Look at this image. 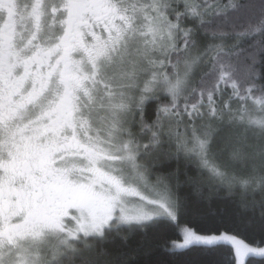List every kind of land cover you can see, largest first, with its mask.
Here are the masks:
<instances>
[{
    "label": "snow or ice",
    "instance_id": "6c2138e0",
    "mask_svg": "<svg viewBox=\"0 0 264 264\" xmlns=\"http://www.w3.org/2000/svg\"><path fill=\"white\" fill-rule=\"evenodd\" d=\"M258 81L264 0H0V264H121L110 238L184 208L155 171L173 144L210 182L264 192ZM255 91V113L232 109ZM165 247L264 258L220 227Z\"/></svg>",
    "mask_w": 264,
    "mask_h": 264
},
{
    "label": "trees",
    "instance_id": "16d2710c",
    "mask_svg": "<svg viewBox=\"0 0 264 264\" xmlns=\"http://www.w3.org/2000/svg\"><path fill=\"white\" fill-rule=\"evenodd\" d=\"M231 95V88H225L218 102L219 99L229 101ZM257 96L259 92L255 91L249 99L253 100ZM248 102L249 100L245 105ZM230 103L233 110L244 105L236 97H232ZM243 107L254 112L249 107ZM166 151L170 152L171 156L157 160L155 171L165 175L177 174L172 180L173 191L184 203L178 219L170 223L160 220L146 229H128L125 226L119 236L110 238L107 243L104 249L108 253L107 259L119 261L121 264H216L217 261L228 264L231 258L228 247L215 254L195 249L186 252L168 250L165 241L176 239L180 235L179 228L182 225L198 229L227 228L250 244H264V230L259 226L261 212L264 211V192L259 189L246 192L239 186L228 189L210 182L207 173L203 172L197 163L186 159L183 153L177 158L174 144ZM243 264H264V258L249 255Z\"/></svg>",
    "mask_w": 264,
    "mask_h": 264
},
{
    "label": "rangeland",
    "instance_id": "374dc122",
    "mask_svg": "<svg viewBox=\"0 0 264 264\" xmlns=\"http://www.w3.org/2000/svg\"><path fill=\"white\" fill-rule=\"evenodd\" d=\"M243 105V104H242ZM243 106H246V107H249V108H251L252 109V111H254L253 113H255L256 112V110H257V108L259 107L258 105H254L253 104V100L252 99H249V102L245 105V103H244V105ZM137 206H143L142 204L141 205H137L136 203H133L132 205H129V208L130 209H132V208H135V207H137ZM173 221H175V220H173ZM185 227H188V226H186V225H182V226H180V228H179V232H180V234H181V230L183 229V228H185ZM236 235V237H237V240L239 241V242H244V243H247L248 245H250V246H256V245H253V244H250L249 242H247L243 237H241V236H239V235H237V234H235ZM261 247H264V244L263 245H260ZM235 247V245H233V248ZM246 257L247 256H242L241 258H240V264H243V262H244V260L246 259Z\"/></svg>",
    "mask_w": 264,
    "mask_h": 264
}]
</instances>
